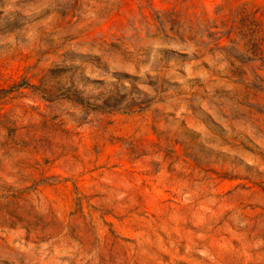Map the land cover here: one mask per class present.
Listing matches in <instances>:
<instances>
[{
	"label": "rangeland",
	"instance_id": "rangeland-1",
	"mask_svg": "<svg viewBox=\"0 0 264 264\" xmlns=\"http://www.w3.org/2000/svg\"><path fill=\"white\" fill-rule=\"evenodd\" d=\"M0 264H264V0H0Z\"/></svg>",
	"mask_w": 264,
	"mask_h": 264
}]
</instances>
